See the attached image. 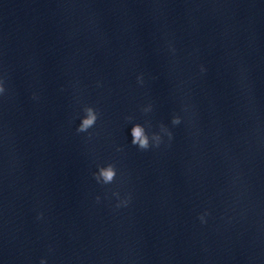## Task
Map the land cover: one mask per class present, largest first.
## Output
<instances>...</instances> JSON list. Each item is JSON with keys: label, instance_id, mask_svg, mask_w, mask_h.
I'll return each mask as SVG.
<instances>
[{"label": "clouds", "instance_id": "obj_1", "mask_svg": "<svg viewBox=\"0 0 264 264\" xmlns=\"http://www.w3.org/2000/svg\"><path fill=\"white\" fill-rule=\"evenodd\" d=\"M170 50L175 53V48L169 45ZM206 71V69L201 66V72ZM137 81L140 84H143V76H138ZM6 78L5 76L0 75V97L5 96L7 93L6 88ZM36 98L35 96L33 97ZM152 110V106L148 105L146 108H143L142 111L147 113ZM184 112H188V106H185L182 109ZM84 116L81 119V123L77 128L78 133L87 132L90 128H92L98 119L99 113L96 109L91 106H85L83 108ZM126 119L131 120L132 117H127ZM183 117L179 114L173 115L171 119V124L173 126H178L182 123ZM148 127H151L150 122H146ZM167 137V143L170 146L171 141L173 140V132L164 124L159 125V132H149L146 130V127L140 123H136L131 127V143L134 146H137L141 151H147L150 148H160L161 144L165 143L163 137ZM117 151H121V149H117ZM93 178L96 180L98 184L109 185L112 184L117 177V168L115 164L109 163L106 166H98V170L94 172ZM113 196L116 197L117 203L115 207L117 209L121 207H127L128 204L131 202V194L128 193L124 197H121L118 191L112 193ZM97 202H99L100 197H96ZM210 215V213L205 210L203 213L198 215V219L202 224L207 223L206 217ZM43 213H38L37 219H42ZM40 264H47L46 259H41Z\"/></svg>", "mask_w": 264, "mask_h": 264}]
</instances>
